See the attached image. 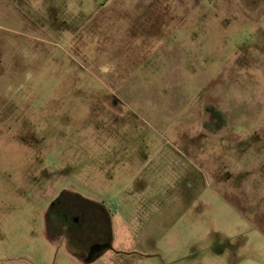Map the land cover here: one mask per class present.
<instances>
[{
    "label": "rangeland",
    "instance_id": "rangeland-1",
    "mask_svg": "<svg viewBox=\"0 0 264 264\" xmlns=\"http://www.w3.org/2000/svg\"><path fill=\"white\" fill-rule=\"evenodd\" d=\"M0 264H264V0H0Z\"/></svg>",
    "mask_w": 264,
    "mask_h": 264
},
{
    "label": "trees",
    "instance_id": "trees-1",
    "mask_svg": "<svg viewBox=\"0 0 264 264\" xmlns=\"http://www.w3.org/2000/svg\"><path fill=\"white\" fill-rule=\"evenodd\" d=\"M68 194H70V192L62 193L57 199H55L52 202V204H50V206L47 209L46 221L52 219L53 217H51V216L53 214H59V213H57L58 211H63V208L66 209L67 207H69L71 205L69 203H66L65 200H63L65 198V196L68 195ZM75 206H76L75 207L76 210H79V212H77V213L81 214L83 216V218L85 219V221L87 223H89V229L91 227V232L90 233H91L92 236L93 235H97L96 233H94V231H95V227L97 226L96 223H98V221L104 220L105 226L108 225V223H107L108 220L105 219L102 214H97V212L95 211L94 208H89L88 209L85 206H84L85 208L82 207V206L80 207L78 205H75ZM106 220H107V222H106ZM55 221H56V219H55ZM62 224L63 223L60 224L58 222H56V223L52 222L51 224H49V226L47 225V228L49 229V231H51L53 228L59 229V227L61 228ZM75 230H78V229H75ZM106 230H107V227H106ZM98 232H99V235L101 236L100 229H99Z\"/></svg>",
    "mask_w": 264,
    "mask_h": 264
}]
</instances>
